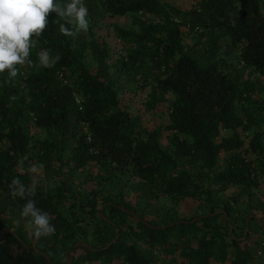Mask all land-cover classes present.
Here are the masks:
<instances>
[{"label": "trees", "instance_id": "16d2710c", "mask_svg": "<svg viewBox=\"0 0 264 264\" xmlns=\"http://www.w3.org/2000/svg\"><path fill=\"white\" fill-rule=\"evenodd\" d=\"M87 1L111 17L135 15L136 30L114 26L125 47L118 58L112 60L106 42L87 39L82 31L62 34L65 21L52 13L46 30L36 37L31 63L23 65L24 79L10 82L0 75V195L7 194L20 214L27 200H34L56 229L44 235L43 243L40 236L29 239L26 230L14 228V218L8 220L5 227L10 229L0 237V264H61L47 252L55 247L69 248L64 264H259L264 209L252 219L258 230L239 219L247 191H264V130L259 129L264 102L231 77L222 65L226 61L201 64L185 31L219 33L264 78L262 0H196L188 8L164 0ZM42 51L60 59L44 67ZM145 63L154 71L145 109L164 106L165 119L138 128L137 116L121 107L105 67L121 64L138 71ZM66 80L71 81L69 92L63 88ZM37 129L52 130L57 138H38ZM165 133L172 149L162 143ZM42 164L50 182L30 173L31 166ZM200 164L205 172L196 170ZM91 165L126 171L125 182L116 180L119 199L104 193L106 173L89 172L83 189L74 185L77 173ZM13 178L34 194L13 196ZM91 180L98 181V188ZM129 180L145 186L160 211L175 206L173 218L160 221L158 214L142 213L137 191L129 190L134 198L125 197ZM220 192L228 199L216 204ZM199 216L204 217L192 222ZM180 220L187 222L171 225ZM80 241L84 244L76 246Z\"/></svg>", "mask_w": 264, "mask_h": 264}, {"label": "rangeland", "instance_id": "374dc122", "mask_svg": "<svg viewBox=\"0 0 264 264\" xmlns=\"http://www.w3.org/2000/svg\"><path fill=\"white\" fill-rule=\"evenodd\" d=\"M164 1L180 6L182 8H188L196 0ZM85 3L89 9L90 23L89 30L87 32H82L84 33L87 39H90L92 36L100 44L106 42L111 48L112 60L118 58L119 54L125 50V47H122V44L116 36L114 26L118 24L119 26H122L124 28L136 30L137 27L134 26L132 22L135 15L132 14L126 17H111L106 15L96 3L88 2L87 0H85ZM262 11L264 13V0H262ZM185 39L187 42H189V47L192 55L199 62H201V64L208 65L211 62L220 58L221 60L226 61V63H222V65L224 67L226 66V68L231 72V77L235 81L239 82L242 86H250L254 98L260 101L263 100L264 102V78L259 75L253 67L247 66L245 63L242 62L238 52L227 43L223 36H221L219 33H208L205 34V36H200L195 32L186 30ZM86 61L88 62V65L93 67V70H95L96 67L94 68V61L93 59L91 60L90 56H86ZM17 67L19 69V75L15 78H10L7 70L4 73H0V75L5 76L10 82L21 81L24 79L27 73V68L23 65H18ZM105 69L110 71L111 76L109 82L118 93L121 107L128 110L131 114L137 116L136 124L138 128L143 125H160L164 122L165 115L162 112L164 106H158L153 111H147L145 109L144 102L149 91V84L152 81V73L154 72L151 70V67L147 65V63L142 64L140 70L138 71L124 69L121 67V64L120 66H115L114 64L107 65ZM1 83L2 82L0 79V85ZM63 88L66 89L67 92H69L72 88L71 81L66 80L63 83ZM159 112H162V115L158 114ZM138 117H140V119H138ZM263 127L261 128V126H259V129L264 130ZM125 130L127 129L125 128ZM35 132L38 138L48 139L49 141H53L57 138V135L52 130L47 131L43 129H37L35 130ZM69 134V132L65 133V138H67L66 140L69 144H71L73 141L71 138H68ZM162 143L166 148L172 149L171 138L168 136L167 133L164 134ZM197 169L201 172L206 171L203 168L202 164L196 166V170ZM22 170H24L23 167H21V171ZM87 170L77 173V178L75 179L74 185L78 186L80 184V188L83 189L85 184L84 177L88 175L89 172L91 173V175L95 176H102L106 173L104 193L115 200L119 199L120 185L116 182V180H119L120 182H125L127 180L128 174L125 170H123L121 167H114L110 168L107 171H103L100 170L96 165L89 166V169ZM30 173L34 178H39L44 181L48 180L50 182L49 178L51 174L47 172L43 164L40 166H31ZM121 178L124 179L121 181ZM110 180L114 181L109 182ZM90 182L93 183L96 188H98L97 180H91ZM136 183L137 182H132L131 180H129L127 181V184L125 185L124 189L125 192H130L129 190L134 189L138 192V194L141 195V198H139V200L137 199V201L139 205L141 204L140 207L142 208V213L144 212L146 213L145 215H151L152 217L158 214L160 221H167L173 218L175 212L177 211L175 206L169 209L163 208V210L160 211L158 205H152V203L150 202L152 194L148 191V189H146V187L142 185L141 188H139L138 184ZM262 195H264V191H261L260 193H258L256 189L247 191L246 195L244 196L243 203L241 205L242 214L239 219V224L242 223L244 226L246 224V227H249V225H251L254 229L258 230V224L255 223V221H252V219L255 216L258 218V216L261 214V210L264 209V197ZM125 197L129 199V197H131V192L127 193ZM214 199L216 204H221L226 202L228 197L225 193L220 192L215 194ZM134 200L136 201V199ZM185 214L189 215V207L188 211H185ZM12 218H14V228L19 227L22 230H26L29 239L37 237L35 235V226L29 220L23 218L19 211L16 210L11 204L10 197L7 194L2 193L0 195V237L4 235L6 229H10L5 226L9 223L7 221ZM259 220V224H262V222ZM40 239L43 243L46 242L44 235H41ZM68 249V247H64L63 249L55 247L53 249L50 248L49 250H47V252H49L50 254H56L60 258L61 264H64ZM259 264H264V255Z\"/></svg>", "mask_w": 264, "mask_h": 264}, {"label": "clouds", "instance_id": "9594fccd", "mask_svg": "<svg viewBox=\"0 0 264 264\" xmlns=\"http://www.w3.org/2000/svg\"><path fill=\"white\" fill-rule=\"evenodd\" d=\"M52 13L65 23L60 24V31L66 36L89 30V9L85 0H0V73L6 70L10 78L19 75L18 65L31 63V50L49 25ZM40 63L52 67L60 59L52 57L49 51L40 53ZM12 195L24 198L34 194V189L26 187L19 178L11 181ZM21 215L30 217L35 226V235H50L55 232L50 215L28 199Z\"/></svg>", "mask_w": 264, "mask_h": 264}, {"label": "water", "instance_id": "95a60500", "mask_svg": "<svg viewBox=\"0 0 264 264\" xmlns=\"http://www.w3.org/2000/svg\"><path fill=\"white\" fill-rule=\"evenodd\" d=\"M105 207H106V204L103 206V208H102V210H101V216H102L103 218H105V215L103 214V209H104ZM202 217H204V216H199V217L193 219L192 222H195V221H197L198 219H200V218H202ZM185 222H187V221H186V220H180V221H177V222L172 223L171 225H174V224H177V223H185ZM161 227H166V225L161 226ZM8 231H9V229H6L4 233L6 234ZM233 232H234V231H232V233H233ZM116 239H117V238H114L113 241H116ZM83 244H84V243H82V242H77L76 246L83 245ZM36 249H37V248H36ZM38 251H39L40 253L46 255V254H45L43 251H41L40 249H38ZM46 256H47V255H46ZM47 257L49 258V256H47Z\"/></svg>", "mask_w": 264, "mask_h": 264}, {"label": "built area", "instance_id": "2783aa9c", "mask_svg": "<svg viewBox=\"0 0 264 264\" xmlns=\"http://www.w3.org/2000/svg\"><path fill=\"white\" fill-rule=\"evenodd\" d=\"M75 100L80 104V97L78 95H76Z\"/></svg>", "mask_w": 264, "mask_h": 264}]
</instances>
